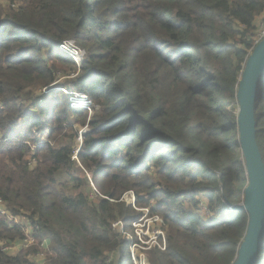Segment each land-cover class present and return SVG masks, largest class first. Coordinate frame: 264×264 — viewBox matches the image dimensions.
Returning a JSON list of instances; mask_svg holds the SVG:
<instances>
[{"label": "trees", "instance_id": "16d2710c", "mask_svg": "<svg viewBox=\"0 0 264 264\" xmlns=\"http://www.w3.org/2000/svg\"><path fill=\"white\" fill-rule=\"evenodd\" d=\"M3 1L0 246L35 243L0 247V264H135L144 210L166 238L150 264H233L248 227L231 210L248 185L236 96L264 0ZM255 117L264 160V74Z\"/></svg>", "mask_w": 264, "mask_h": 264}, {"label": "water", "instance_id": "95a60500", "mask_svg": "<svg viewBox=\"0 0 264 264\" xmlns=\"http://www.w3.org/2000/svg\"><path fill=\"white\" fill-rule=\"evenodd\" d=\"M263 74L264 38L254 47L246 60L236 96L238 143L245 163L248 185L245 189L244 202L232 207L231 210L246 212L248 227L233 264H255L264 240V160L257 143L255 117L257 89ZM50 90L51 87L47 89ZM87 132H89L87 129L80 132L81 146Z\"/></svg>", "mask_w": 264, "mask_h": 264}, {"label": "rangeland", "instance_id": "374dc122", "mask_svg": "<svg viewBox=\"0 0 264 264\" xmlns=\"http://www.w3.org/2000/svg\"><path fill=\"white\" fill-rule=\"evenodd\" d=\"M2 3H8L5 2L3 0ZM264 16H262L259 21L257 22L258 28L260 26V24L263 21ZM75 50V49H74ZM82 56L79 54V56L77 57V65L81 66V60H82ZM237 110V105H235V111ZM87 129V131H89V128H82V130ZM80 131V132H81ZM81 139L79 138L77 140V147L76 148V152L80 151L81 149ZM133 194V195H131ZM125 201H128V203H134L135 202V194L129 193L128 195L124 196ZM204 215H207L208 213L203 210ZM158 216H153L151 217L149 215V212L147 210H144V216L138 221V222H134L132 224V226L134 227V235L138 238V241L140 242V244H133L131 246L132 249V255H133V260L135 262V264H150L146 255V251L150 250L152 248L151 245H156L157 243L161 244L159 242L158 237L162 236L161 233H164L163 230L161 229V222L162 220L158 217V221L155 219ZM115 227L121 229V223H115ZM15 244V250L16 253L21 251L22 249H28V248H24L21 244H20V240L14 241L13 242ZM17 246H18V250H17Z\"/></svg>", "mask_w": 264, "mask_h": 264}, {"label": "built area", "instance_id": "2783aa9c", "mask_svg": "<svg viewBox=\"0 0 264 264\" xmlns=\"http://www.w3.org/2000/svg\"><path fill=\"white\" fill-rule=\"evenodd\" d=\"M263 38H264V18H263L262 23L259 26V29H258V32L256 35L255 46L261 40H263ZM59 48L63 52L72 56L77 61V57L79 56V53L76 50H74L69 44H67V43L61 44V45H59ZM62 90L70 95L69 102L73 108H89L92 106L91 101L89 100V98L85 94L73 93V92L69 93L68 91H66L64 89H62ZM45 92L47 93V90ZM130 193H132V192H130ZM131 195H133V194H131ZM201 205L203 206L204 203L202 202ZM6 214H7V210L5 208V205L2 201H0V216H4ZM15 219L17 220V222H20L17 218H15ZM155 219L158 221V217H156ZM161 235L162 236H159L158 239H160V238L162 239V244L157 243L156 245H151V246H157L158 248H160L161 250L164 251L166 249V238H165L164 233H161ZM34 243H35L34 237L29 232H27V234H26V239L20 241V244L24 248H29V247L33 246ZM0 245H2V244H0ZM0 247H1V250L5 253L12 252L16 249L14 243L12 246H0ZM40 247L45 249V250L36 254V258H37V261L42 262L46 259V253H47L46 248L48 247V245L46 242H43L40 245Z\"/></svg>", "mask_w": 264, "mask_h": 264}, {"label": "crops", "instance_id": "0c3cea01", "mask_svg": "<svg viewBox=\"0 0 264 264\" xmlns=\"http://www.w3.org/2000/svg\"><path fill=\"white\" fill-rule=\"evenodd\" d=\"M258 21H259V20H257V22H258ZM17 250H18V246H17ZM13 253H16V250H14Z\"/></svg>", "mask_w": 264, "mask_h": 264}]
</instances>
